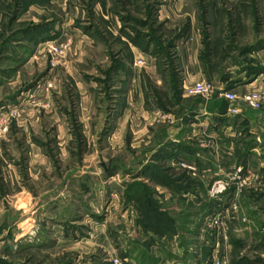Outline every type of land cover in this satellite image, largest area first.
Segmentation results:
<instances>
[{"label": "rangeland", "instance_id": "obj_1", "mask_svg": "<svg viewBox=\"0 0 264 264\" xmlns=\"http://www.w3.org/2000/svg\"><path fill=\"white\" fill-rule=\"evenodd\" d=\"M50 43L59 50L49 51ZM196 66L201 79L222 90L262 75L264 0H0V112L16 110L0 140V264H62L29 250L28 233L21 232L19 250L15 245L19 187L26 199L49 181L72 194L75 177L89 176L87 189L100 193L102 209L111 194L155 189L129 182L142 157L140 138L131 149L122 132L108 134L119 109L113 100H122L133 78L156 105L157 94L171 93L193 77ZM250 141L259 148V161L238 164L245 180L238 191L229 179L237 165H216V148L206 155L215 163L208 168L213 176L206 205L194 211L188 199H178L183 210L194 212L203 228L200 239L209 244L202 264H264V135ZM244 152L233 148L226 155L232 160ZM184 163L179 166L187 168ZM217 179L227 181V188L213 198L208 190ZM121 199L111 203L119 207ZM104 260L101 255L95 264ZM72 263L74 258L66 264Z\"/></svg>", "mask_w": 264, "mask_h": 264}, {"label": "crops", "instance_id": "obj_2", "mask_svg": "<svg viewBox=\"0 0 264 264\" xmlns=\"http://www.w3.org/2000/svg\"><path fill=\"white\" fill-rule=\"evenodd\" d=\"M193 73V77L171 87V93L157 94L153 100L156 105L141 85L133 83V78L128 80L123 98L114 95L122 100H113L117 101L113 106L119 109L113 110L108 134L122 132L125 140L129 139L131 149L139 146L133 140L140 138L142 157L129 182L155 188L146 196L141 192V204L138 205L131 192H122V197L116 193L108 197L113 202L122 198L119 207L111 203L112 199L102 209L100 193L87 189L85 179L89 176L75 177L72 182L77 187L72 194L53 188L49 181L42 192L27 199L21 196L18 183L13 204V220L17 219L13 229L17 238L13 240L18 250L24 244L25 238L21 236L28 233L29 250L35 254L42 250L62 264L73 258L74 264H95L101 255L105 260L117 256L122 264H202L209 244L200 239L203 228L193 220L194 212L183 210L187 207L178 204V199L182 202L188 199L194 211L206 205V189L213 176L208 168L215 164L206 155L212 149L217 148L219 154L216 165L258 164L259 148L250 140L258 141L261 132L264 135V107L253 110L218 95L205 98L187 95L183 90L186 82L193 83L204 77L198 66ZM262 75L231 88L232 92L242 95L258 90L264 95ZM225 84L222 82L220 86ZM168 103L178 109L167 112ZM232 106L238 113H229ZM164 121L173 124L165 126ZM59 130L62 132L63 126ZM243 133L250 137L240 138ZM233 148L246 149V152L241 158L231 160L226 154ZM175 154L184 159L175 160ZM180 162H185L187 168L180 167Z\"/></svg>", "mask_w": 264, "mask_h": 264}, {"label": "built area", "instance_id": "obj_3", "mask_svg": "<svg viewBox=\"0 0 264 264\" xmlns=\"http://www.w3.org/2000/svg\"><path fill=\"white\" fill-rule=\"evenodd\" d=\"M49 51L57 52L59 49L54 45H48ZM135 64L142 65L143 61L141 59H137ZM184 92L187 95H194L200 97H209L212 95L222 96L229 102L232 103H240L241 105L253 109L258 110L260 109L262 102H263V94L258 90L249 91L247 93L242 94L241 96H237L234 92L230 90H222L221 88L214 87L208 81L201 79L195 81L191 84H187L183 87ZM229 113L236 114L238 110L235 106H232L229 109ZM8 116L14 117L16 116V110H10L8 112H0V140L3 138L5 133L7 132V120ZM242 166L237 165L234 171L231 173L229 179L232 182L236 183V190L238 191L242 185L245 183L244 177L242 175ZM227 188V181L223 179L215 180L208 190V194L216 198L219 195L223 194ZM225 263V260L216 261L214 264ZM106 264H122L120 259L117 256H110L107 259Z\"/></svg>", "mask_w": 264, "mask_h": 264}, {"label": "trees", "instance_id": "obj_4", "mask_svg": "<svg viewBox=\"0 0 264 264\" xmlns=\"http://www.w3.org/2000/svg\"><path fill=\"white\" fill-rule=\"evenodd\" d=\"M138 183H141V182H135V184H138ZM150 190H148V189H144V190H141V191H134V190H132V191H129V192H131L130 194L132 195V197L134 198V200L138 203V205H140L141 203H140V200H141V198H140V195H141V192H142V194L144 195V196H146L147 195V193L149 192ZM129 194V195H130ZM130 195V196H131ZM207 206L209 207V209H210V206H211V203H208L207 204Z\"/></svg>", "mask_w": 264, "mask_h": 264}]
</instances>
